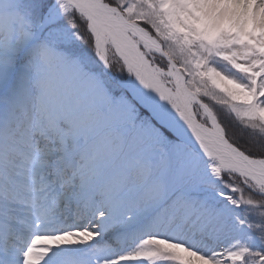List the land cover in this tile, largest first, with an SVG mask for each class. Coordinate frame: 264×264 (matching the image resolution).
Returning a JSON list of instances; mask_svg holds the SVG:
<instances>
[{
  "label": "snow or ice",
  "instance_id": "snow-or-ice-1",
  "mask_svg": "<svg viewBox=\"0 0 264 264\" xmlns=\"http://www.w3.org/2000/svg\"><path fill=\"white\" fill-rule=\"evenodd\" d=\"M0 264H264V0H0Z\"/></svg>",
  "mask_w": 264,
  "mask_h": 264
}]
</instances>
